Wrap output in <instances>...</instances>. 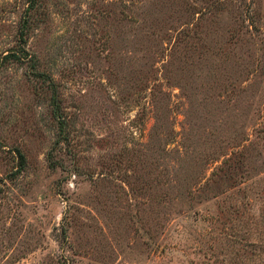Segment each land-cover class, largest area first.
I'll return each instance as SVG.
<instances>
[{"label":"rangeland","instance_id":"rangeland-1","mask_svg":"<svg viewBox=\"0 0 264 264\" xmlns=\"http://www.w3.org/2000/svg\"><path fill=\"white\" fill-rule=\"evenodd\" d=\"M28 7L0 0V264H264V0Z\"/></svg>","mask_w":264,"mask_h":264},{"label":"trees","instance_id":"trees-1","mask_svg":"<svg viewBox=\"0 0 264 264\" xmlns=\"http://www.w3.org/2000/svg\"><path fill=\"white\" fill-rule=\"evenodd\" d=\"M29 1V7H28V9H30V8H32V6L35 4V1L36 0H28ZM22 34V33H21ZM22 40V39H21ZM20 50L24 53V55L25 54H27L26 53V51L24 50V47H23V45H20ZM7 58L9 57V58H12V59H16V60H20V55H18L16 52H11V53H8V54H6L5 55ZM34 75H37V76H41L42 74L41 73H34ZM54 96V95H53ZM52 104H53V106H54V111L56 110L57 111V113H56V111L54 112V115L55 116H58L59 115V106H58V104H57V101L54 99V98H52ZM21 156V155H20Z\"/></svg>","mask_w":264,"mask_h":264}]
</instances>
